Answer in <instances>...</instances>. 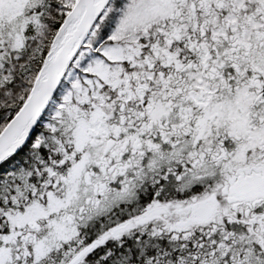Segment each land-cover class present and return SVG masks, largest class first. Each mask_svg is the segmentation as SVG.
<instances>
[{
  "label": "snow or ice",
  "instance_id": "1",
  "mask_svg": "<svg viewBox=\"0 0 264 264\" xmlns=\"http://www.w3.org/2000/svg\"><path fill=\"white\" fill-rule=\"evenodd\" d=\"M0 264H264V0H0Z\"/></svg>",
  "mask_w": 264,
  "mask_h": 264
}]
</instances>
